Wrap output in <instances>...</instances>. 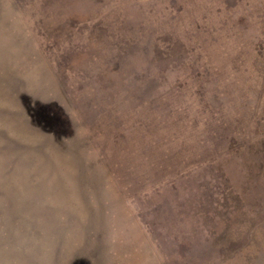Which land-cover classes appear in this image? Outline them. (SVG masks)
Masks as SVG:
<instances>
[{
  "label": "rangeland",
  "instance_id": "1",
  "mask_svg": "<svg viewBox=\"0 0 264 264\" xmlns=\"http://www.w3.org/2000/svg\"><path fill=\"white\" fill-rule=\"evenodd\" d=\"M0 264H264V0H0Z\"/></svg>",
  "mask_w": 264,
  "mask_h": 264
}]
</instances>
